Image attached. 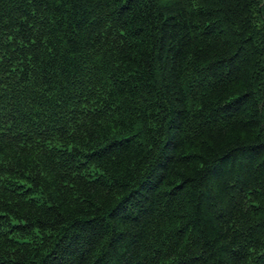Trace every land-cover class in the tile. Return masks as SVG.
<instances>
[{"label":"trees","instance_id":"obj_1","mask_svg":"<svg viewBox=\"0 0 264 264\" xmlns=\"http://www.w3.org/2000/svg\"><path fill=\"white\" fill-rule=\"evenodd\" d=\"M0 264H264V0H0Z\"/></svg>","mask_w":264,"mask_h":264}]
</instances>
